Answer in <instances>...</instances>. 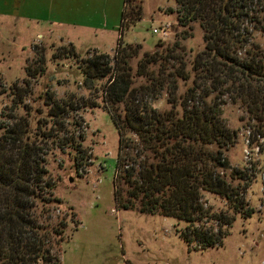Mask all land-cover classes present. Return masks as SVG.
<instances>
[{
    "label": "rangeland",
    "instance_id": "obj_1",
    "mask_svg": "<svg viewBox=\"0 0 264 264\" xmlns=\"http://www.w3.org/2000/svg\"><path fill=\"white\" fill-rule=\"evenodd\" d=\"M138 1L143 19L122 31L124 0H0V124L15 128L22 120L46 152L47 178L55 182L54 196L62 202L49 206L66 222L63 235L52 236V254L57 264H264V153L254 160L246 157L249 115L227 96L218 100L221 116L238 138L222 157L235 190L243 182L238 170L255 168L253 184L239 193L254 207L251 217L230 208L225 198L205 193L206 206L234 219L222 229L219 245L197 250L196 242L188 244L181 236L189 223L121 209L117 203L120 136L102 105L107 79L86 83L80 66L98 53L113 59L121 37L124 46L138 50L131 60L135 68L147 54L176 48L175 54L189 63L205 48L200 22L179 23L178 0ZM155 28L163 30L155 33ZM256 41L264 47V34L256 33ZM70 44L77 57L64 56ZM191 86L181 81L179 94ZM19 93L27 94L19 99ZM51 98L78 109L56 120L50 116ZM168 98L164 90L153 105L168 110ZM73 136L78 153L60 145Z\"/></svg>",
    "mask_w": 264,
    "mask_h": 264
},
{
    "label": "trees",
    "instance_id": "obj_2",
    "mask_svg": "<svg viewBox=\"0 0 264 264\" xmlns=\"http://www.w3.org/2000/svg\"><path fill=\"white\" fill-rule=\"evenodd\" d=\"M178 2L179 23L200 22L205 31V48L191 62L173 48L147 54L135 68L131 60L138 50L124 46L121 37L113 59L98 53L80 69L86 83L107 79L102 105L120 136L115 174L120 208L189 223L181 236L188 244L196 242L197 250L208 249L220 244L222 229L234 218L206 206L205 193L225 198L245 218L255 211L239 196L253 184L255 168L238 170L243 181L238 190L227 179L222 155L237 143L238 132L223 120L218 100L227 96L247 112L251 143L264 153V47L256 41V33L264 34V0ZM124 3L122 31L143 19L138 0ZM64 54L78 56L72 44ZM181 81L192 82L184 94H179ZM164 90L171 107L161 111L153 103ZM50 101L56 120L78 109ZM60 145L77 153L80 147L74 136ZM46 160L41 142L22 120L15 128L0 124V264H57L52 236L63 235L66 222L49 206L62 202L47 178Z\"/></svg>",
    "mask_w": 264,
    "mask_h": 264
},
{
    "label": "built area",
    "instance_id": "obj_3",
    "mask_svg": "<svg viewBox=\"0 0 264 264\" xmlns=\"http://www.w3.org/2000/svg\"><path fill=\"white\" fill-rule=\"evenodd\" d=\"M162 30H163L162 28H155L154 32L159 33V31L161 32ZM250 137H251V131L249 130V138H248L247 145L245 148V154L248 159L251 158V160H254L255 157L259 156L261 152H260L259 146L251 143Z\"/></svg>",
    "mask_w": 264,
    "mask_h": 264
}]
</instances>
